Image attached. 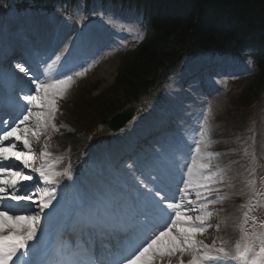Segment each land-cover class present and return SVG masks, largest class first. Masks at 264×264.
I'll list each match as a JSON object with an SVG mask.
<instances>
[{"label":"snow or ice","instance_id":"6c2138e0","mask_svg":"<svg viewBox=\"0 0 264 264\" xmlns=\"http://www.w3.org/2000/svg\"><path fill=\"white\" fill-rule=\"evenodd\" d=\"M17 67L26 75L28 74L27 69L20 65ZM86 71L87 69H84L75 75H83ZM72 79L73 77L68 75L63 79L52 80L51 83L30 81L35 84L33 91L36 94L24 96L23 99L46 110L34 111L32 108H27V114L23 115L16 127H11L10 131L0 127V264H41L34 259L41 243L37 237L40 213L51 206L54 195L40 187L39 181L54 185L58 183V176L67 173L53 170L48 160L51 153L48 151L47 141L44 142L43 151L40 153L43 162L36 167L33 139L38 141L49 126L54 131H59L54 123L57 111L56 98L63 95L64 89L72 82ZM33 120L35 122L30 124L29 122ZM0 125L7 127L4 121H0ZM20 125L23 127L21 128ZM199 135L200 140L195 147L198 156L201 159L205 156L208 158L218 156V153L202 152V146L207 148L210 143L206 140V123ZM17 141L22 142L21 147L26 151L16 150ZM9 160L12 161L11 164L4 163ZM16 161H20V165H17ZM186 167L187 179H181L183 188L178 189V202H169L168 192L162 183L158 184V188L147 190L146 195L151 197L155 204H166V210H171L167 212L168 220L162 225V231L153 233L142 240L130 255L121 261V264H165L166 258L167 264H173L172 258L177 253H179L178 264H185L183 257L186 252L190 256L186 264H264V220H257L255 216H252V231H249L246 227L249 222L247 211L240 225L241 239L236 242L234 250L227 249L223 242L217 246L216 240H213L211 244H205L196 239L197 233L203 234L208 227H212L211 224L205 223L213 215L208 206L225 199L224 196L208 199V196L218 192V189L208 187L207 182L216 183L217 181L213 178L222 170L218 169L217 172L205 175V170L211 167L210 163H197L196 158H192L191 165ZM17 168L20 170H15ZM27 169H31L32 174H27L25 171ZM34 175H36L35 180ZM223 179V176L219 177V180ZM152 182L157 183L155 178H152ZM145 187L147 188V185ZM30 188H34L35 191H30ZM190 189L195 192V199L191 198ZM198 189H204L207 195H202ZM32 208H39L40 211L35 214H20L29 213ZM197 211L199 214L195 216L189 214ZM9 212L17 214L9 215ZM216 228L219 229V224ZM75 255L69 249L67 255L55 261L54 264H84L75 259ZM87 264H95V261H88Z\"/></svg>","mask_w":264,"mask_h":264},{"label":"trees","instance_id":"16d2710c","mask_svg":"<svg viewBox=\"0 0 264 264\" xmlns=\"http://www.w3.org/2000/svg\"><path fill=\"white\" fill-rule=\"evenodd\" d=\"M152 35L122 63L113 91L91 100L111 116L146 95L185 52H231L252 57L255 73L237 96L249 108L264 95V0H138ZM180 3V4H179ZM181 15V16H180ZM80 98L77 102L81 101ZM83 101V100H82ZM91 106H85L88 109ZM79 113L87 115L79 106ZM80 130L81 127L77 126ZM70 136L67 142L83 143ZM67 142H64L66 144Z\"/></svg>","mask_w":264,"mask_h":264},{"label":"rangeland","instance_id":"374dc122","mask_svg":"<svg viewBox=\"0 0 264 264\" xmlns=\"http://www.w3.org/2000/svg\"><path fill=\"white\" fill-rule=\"evenodd\" d=\"M128 12L129 13H133L131 10H129ZM26 17L28 19L29 17H32V16H26ZM4 22H6V21H4L3 14H1V9H0V23H4ZM119 24H121V23H119ZM125 25L127 26L126 29L128 31H130L129 35L133 36V37H136L134 35L135 32H133L134 30H136V27H137L135 25V21L131 20L130 22L126 23ZM131 26H133V27H131ZM117 56H115V57L110 56L109 57V61L106 63V66H105V68L107 67L106 70H105V68H103L100 71H97V70H99L98 68H95V69L94 68H90L89 69V73L91 75L89 77H87V78L86 77H82V82L80 83V85H91L97 80H101L102 81L100 86L97 87V89H95L94 92H90L88 94L87 93L82 94L80 98L83 101L81 100V101L77 102L76 105H75L76 106V110H77V108L79 106L81 107L83 112L85 114H87L84 117H88L89 120L91 118L90 122H92V123H93V121L96 118L102 116L101 115V111H103V110H102L101 107H99V104H101V103H99V104H98V102H92L91 103V100H93L94 98L99 97L98 95L103 94L104 92H106L104 94H108V93H111L113 91V89H112L113 84H114L113 83L114 82L113 79H115V75H116L114 68H115V66H117L116 65ZM33 89H35V87ZM35 94H36L35 91L32 90V94L31 95H35ZM56 106H57V111H56L54 122L58 121V123L63 124V126H65V128L70 129V126L66 122H62L61 121L62 119H61L60 115H58V113H60V111L62 109H64V108H71L72 104L70 102H67L66 100H64L62 98H59V99L56 98ZM85 106H88V107L91 106V108L88 109V112L85 109ZM232 107L233 106L230 105L228 98H224L222 100V104L217 109L215 108L213 110V112H211L214 115V117H216V118L214 120L213 133H212V130L209 129V130H207V135L211 138L212 141H213V137H215V138L219 137L220 141L218 142V145L226 144V145L229 146L230 140H228L227 138L221 136L223 133H225L224 129H223V133L220 135L222 130H221V128H219L218 120L222 116H226L227 117V115L232 114L233 113V108ZM29 108H32L34 111H36V110H46V109H40L39 106H34L32 104H30ZM77 113H78V115H80L78 111H77ZM68 114H69L70 117L74 116V114L71 113V112H69ZM260 116L262 117V119H264L263 110L261 111ZM73 118H75V116ZM139 120H140L139 117H137L135 119V121H137V122H139ZM34 122L35 121L33 120L32 123H34ZM81 122H82V117L79 116V125H80L81 128L84 129L85 127L81 126ZM203 123H204V127H205V123H206L207 128H209L210 123L212 124V121L210 120V114H209V117H208V121L207 122L203 121ZM220 123L222 124V122H220ZM133 125H134V123H133ZM198 127H199L198 129H200V128H201V130L203 129L202 120L198 123ZM259 132H260L259 135H258L259 137H256L257 136L256 135V136H254L252 138H249L248 135L241 134V136L238 135L237 138L240 139L242 136L245 137L244 142H246L248 144L247 149L250 150V152L253 151V148H256L254 150V152L257 154V156L251 155V159H250V163L252 164V166H251L252 170H251L250 174H251V178H253L254 180H255V177L257 176L256 181L257 180L259 181V178H260L261 182H263L264 181V172L261 173V171L259 169V165L261 164L262 161H264V136H263V133H262L261 130H259ZM237 133H235L234 135H236ZM225 135H226V133H225ZM43 136L44 135L42 133L39 139H42ZM114 137H118V136L114 135ZM255 137H256V139H255ZM235 139H236V137H235ZM254 139H255V141H254ZM209 146H211V145L209 144ZM258 149L260 151L259 155H258V151H257ZM96 152L97 151H94L93 154L96 153ZM258 185H259V183H258ZM257 202L259 203V205L261 207H264V198H260V199L258 198ZM248 211H249V209H248ZM251 222L253 223V221H251ZM236 236H237V234H235L233 232L232 233V238H236Z\"/></svg>","mask_w":264,"mask_h":264},{"label":"bare ground","instance_id":"6f19581e","mask_svg":"<svg viewBox=\"0 0 264 264\" xmlns=\"http://www.w3.org/2000/svg\"><path fill=\"white\" fill-rule=\"evenodd\" d=\"M41 36L42 37H44V40H45V38H46V36H47V34H44V32H42L41 33ZM202 66H201V64L200 63H197V62H189V72L190 73H193L194 75H197V73H199L200 72V68H201ZM47 68V72H50L51 74H53V72H52V69L51 68H48V67H46ZM51 77H49V79H50ZM50 80H52V78L50 79ZM180 90L179 91H177V90H174V93H173V98L177 101V100H179L180 101V103H184L185 102V104L187 105L188 103L186 102V99H185V97L186 98H189V94H188V92H186V90H185V88H182V87H180L179 88ZM177 91V92H176ZM183 96H184V98H183ZM199 101H197V103H198ZM191 106V105H190ZM189 114V116H194V115H196V112H195V110H194V107H193V109L191 110V111H188V110H183L181 113H178L177 115L178 116H180V117H182V116H185L186 114ZM126 129H128V130H133V126H131V125H128V126H126L125 127ZM164 135L163 134H161L160 135V137L162 138ZM194 143H195V141H194ZM202 162L203 163H206L207 161L205 160V159H202ZM188 165V164H187ZM199 191H201V193H202V195H206V193L204 192V191H202V190H204V189H198ZM190 191V195H191V198H193V199H195V192L193 191V190H189ZM198 203H199V201H198ZM88 205L89 204H94L92 201H89L88 203H87ZM209 207V210L211 211L212 210V208H213V206H211V205H209L208 206ZM212 212H213V218H226V215L225 214H220L219 212H217V211H214V209L212 210ZM196 214H199V211H197L196 212ZM207 222V221H206ZM205 222V223H206ZM221 223L219 224V229H217L215 232H213V233H211V229H209L208 230V232L209 233H211V234H203L202 235V237L203 238H205V240L207 241V242H212L213 240H216V242H221V241H223V239H225L224 238V232L220 229L221 228ZM216 227V226H215ZM215 233H217V236H215ZM202 238V239H203ZM184 256H185V258L188 260L189 258H190V256L188 255V253L186 252L185 254H184ZM178 258H179V253H177V255L175 256V257H173L172 259H173V264H178ZM165 264H167V258L165 259Z\"/></svg>","mask_w":264,"mask_h":264},{"label":"water","instance_id":"95a60500","mask_svg":"<svg viewBox=\"0 0 264 264\" xmlns=\"http://www.w3.org/2000/svg\"><path fill=\"white\" fill-rule=\"evenodd\" d=\"M132 114L130 109H127L121 113L115 115L110 121L109 124L113 129L120 127Z\"/></svg>","mask_w":264,"mask_h":264}]
</instances>
